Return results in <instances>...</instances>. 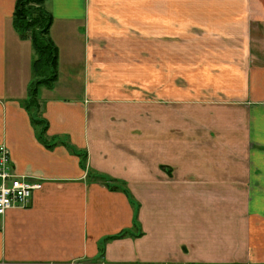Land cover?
I'll list each match as a JSON object with an SVG mask.
<instances>
[{
	"label": "crops",
	"instance_id": "crops-1",
	"mask_svg": "<svg viewBox=\"0 0 264 264\" xmlns=\"http://www.w3.org/2000/svg\"><path fill=\"white\" fill-rule=\"evenodd\" d=\"M15 1L0 142L41 187L0 216V264H264V0H49L57 72L31 109Z\"/></svg>",
	"mask_w": 264,
	"mask_h": 264
},
{
	"label": "trees",
	"instance_id": "trees-1",
	"mask_svg": "<svg viewBox=\"0 0 264 264\" xmlns=\"http://www.w3.org/2000/svg\"><path fill=\"white\" fill-rule=\"evenodd\" d=\"M49 0H16L14 12L12 16V28L19 38L29 39L32 50L34 52V59L32 62V72L36 78L35 87L31 91V100H28V109L35 107L36 91L39 86L50 85L56 78L57 72V49L49 38V29L52 22L50 12L45 8ZM26 104V105H27ZM36 123L37 121L34 120ZM85 162V156H84ZM92 178L103 182L112 190L122 189V184H115L109 182L99 175H93ZM126 194L128 192L124 191ZM141 233L124 230L115 236H110L104 239L101 243L100 254L103 252L104 242L107 240L118 239L123 237L140 236Z\"/></svg>",
	"mask_w": 264,
	"mask_h": 264
},
{
	"label": "built area",
	"instance_id": "built-area-1",
	"mask_svg": "<svg viewBox=\"0 0 264 264\" xmlns=\"http://www.w3.org/2000/svg\"><path fill=\"white\" fill-rule=\"evenodd\" d=\"M40 187V182L35 178L14 171L10 152L0 142V216L10 209L28 207L33 193Z\"/></svg>",
	"mask_w": 264,
	"mask_h": 264
},
{
	"label": "rangeland",
	"instance_id": "rangeland-1",
	"mask_svg": "<svg viewBox=\"0 0 264 264\" xmlns=\"http://www.w3.org/2000/svg\"><path fill=\"white\" fill-rule=\"evenodd\" d=\"M47 3H48V2H47ZM47 3H46V4H47ZM45 8H46V5H45ZM46 9H47V8H46ZM140 40H144V39H142V38L140 37ZM174 50L176 51V54L179 53V49H178V47H174V49L172 48V49H171L172 57H174V56H178V55H176V54L173 53ZM145 52H146V51H145V44L142 45V44H141V41H140V57H145ZM158 52H160V50L156 49V55H157ZM33 55H34V53H33ZM186 64H188V63H186ZM179 66H180V65H179V63H178V60L172 58V69H175V73L178 72V70H179ZM186 66L188 67V69H190V64H189V65H186ZM181 67H184V64H183ZM26 74H27V72H26ZM22 75L25 76V73H23ZM28 77H29V80H28V82H27V87H26V89H25L26 94H25V98H24V99H28L30 102H32V100H31V97H32V96H31L30 94H31L32 89L35 87L34 84H35L36 78L34 77L31 68L29 69ZM71 83H72V85L77 86L78 81H72ZM172 85H178V81H173V79H172ZM90 264H91V263H90Z\"/></svg>",
	"mask_w": 264,
	"mask_h": 264
}]
</instances>
